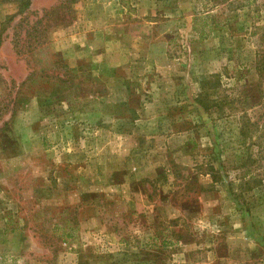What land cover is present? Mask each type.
I'll return each instance as SVG.
<instances>
[{
    "label": "rangeland",
    "instance_id": "374dc122",
    "mask_svg": "<svg viewBox=\"0 0 264 264\" xmlns=\"http://www.w3.org/2000/svg\"><path fill=\"white\" fill-rule=\"evenodd\" d=\"M99 1L0 0V264H264V0Z\"/></svg>",
    "mask_w": 264,
    "mask_h": 264
},
{
    "label": "trees",
    "instance_id": "16d2710c",
    "mask_svg": "<svg viewBox=\"0 0 264 264\" xmlns=\"http://www.w3.org/2000/svg\"><path fill=\"white\" fill-rule=\"evenodd\" d=\"M20 1V13H23L25 12V10H27L30 6H31V0H19ZM14 17V16H13ZM13 17L9 18L8 19V23H10L12 20H13ZM2 42H3V37H2V34L0 35V47L2 45ZM264 59V57H263ZM258 70H260V72H264V62H259L258 64ZM147 180H144V183L146 182ZM214 182H218L219 180H217L216 178L213 179ZM149 198L150 196L147 195Z\"/></svg>",
    "mask_w": 264,
    "mask_h": 264
},
{
    "label": "crops",
    "instance_id": "0c3cea01",
    "mask_svg": "<svg viewBox=\"0 0 264 264\" xmlns=\"http://www.w3.org/2000/svg\"><path fill=\"white\" fill-rule=\"evenodd\" d=\"M87 4H88V1L85 2V7L87 6ZM99 4H104L105 6L110 7L106 2H103L102 0L99 1Z\"/></svg>",
    "mask_w": 264,
    "mask_h": 264
}]
</instances>
